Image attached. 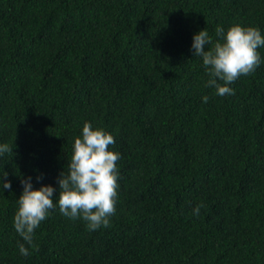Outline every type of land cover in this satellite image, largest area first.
<instances>
[{
	"label": "trees",
	"instance_id": "trees-1",
	"mask_svg": "<svg viewBox=\"0 0 264 264\" xmlns=\"http://www.w3.org/2000/svg\"><path fill=\"white\" fill-rule=\"evenodd\" d=\"M236 23L264 36V0H0V264H264V47L223 97L192 48ZM85 122L120 154L115 214L57 206L28 245L21 178L58 190Z\"/></svg>",
	"mask_w": 264,
	"mask_h": 264
},
{
	"label": "clouds",
	"instance_id": "clouds-1",
	"mask_svg": "<svg viewBox=\"0 0 264 264\" xmlns=\"http://www.w3.org/2000/svg\"><path fill=\"white\" fill-rule=\"evenodd\" d=\"M217 35L220 38L214 42L206 30H200L193 35L192 48L194 55L202 58L209 76L206 86L215 88L216 94L223 97L234 94L228 85L241 75L251 74L260 65L261 57L257 49L264 47V36L256 27L239 23L226 30L217 29ZM202 100L207 103L209 97L204 96ZM114 144V137L110 133L85 122L80 136L74 138L67 173L63 170L57 178L58 190L44 184L34 189L31 177L21 178L23 188L17 198L13 225L23 241L28 245L33 244L35 229L57 206L60 213L70 219L82 218L89 230L109 226V218L115 214L119 187L117 161L120 154L109 148ZM12 150L13 147L8 144H0V157L13 153ZM0 176L4 177L0 184L11 191L7 173L0 170ZM40 179L38 176L37 180ZM201 207L197 205L193 209L194 215H199ZM18 247L21 255H29L24 244Z\"/></svg>",
	"mask_w": 264,
	"mask_h": 264
}]
</instances>
